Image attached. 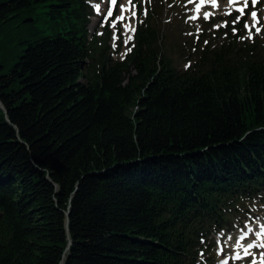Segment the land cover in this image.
Here are the masks:
<instances>
[{
    "label": "trees",
    "instance_id": "1",
    "mask_svg": "<svg viewBox=\"0 0 264 264\" xmlns=\"http://www.w3.org/2000/svg\"><path fill=\"white\" fill-rule=\"evenodd\" d=\"M92 16L0 0V264H197L264 199V47L178 71L143 23L118 61Z\"/></svg>",
    "mask_w": 264,
    "mask_h": 264
},
{
    "label": "rangeland",
    "instance_id": "2",
    "mask_svg": "<svg viewBox=\"0 0 264 264\" xmlns=\"http://www.w3.org/2000/svg\"><path fill=\"white\" fill-rule=\"evenodd\" d=\"M90 3L95 8V17L92 20L90 31L92 34L104 38L105 42L109 40V44L112 46V57L118 61L123 60L125 53L130 52L128 50L135 35V31L133 32L131 29L136 30L137 26L145 21L150 28L159 32L163 53L178 71L190 68L207 48H220L222 45L236 40L241 33L244 34L243 40L246 42H257L264 47V0H260L255 6H253L252 0H248V6L245 8V13L249 12L248 18L244 17L247 18L245 23L249 26L253 24L250 16L253 11L257 13L259 21L255 27L251 28V38H249V29L244 27V23L242 24L243 17L239 23H233V20L240 16L236 9L243 6V0L234 4H230L229 0H217V7H212L209 0H205L199 12L196 11V5L200 3V0H195L194 3H189V0H131L126 11L122 10V6L127 4V0H118L115 8H113L111 0H90ZM97 7L101 8L99 13ZM109 12L112 13L111 16L108 15ZM133 12H135V16L132 15ZM206 12L212 14L209 19H204ZM226 13L231 14L227 15ZM120 16H123L124 19H119ZM193 16H199V18L191 19ZM110 20L111 38H109V30H103ZM225 23H227V27L223 26ZM47 25L46 21L42 24L43 27ZM256 27L261 29L260 33L256 32ZM240 28H242L241 32H239ZM105 34H108V37ZM46 35L52 34L47 32ZM129 36L132 37L131 40H128ZM126 40H128L127 43H125ZM263 203L264 201L259 199L253 200L247 203V209L241 210L238 214H229L226 219L234 221L233 225H238L244 218L248 221L253 218L255 213L264 214ZM248 209V212H251L250 217L247 216L246 210ZM216 239L215 237V247L209 254V264L216 261Z\"/></svg>",
    "mask_w": 264,
    "mask_h": 264
},
{
    "label": "snow or ice",
    "instance_id": "3",
    "mask_svg": "<svg viewBox=\"0 0 264 264\" xmlns=\"http://www.w3.org/2000/svg\"><path fill=\"white\" fill-rule=\"evenodd\" d=\"M112 4L115 5L116 4V0H111ZM195 0H189V3H194ZM209 2L211 3L212 7H217V0H209ZM230 3H238L239 0H229ZM258 2V0H252V4L253 6H255V4ZM127 3L128 4H131V0H127ZM205 3V0H200V3L196 5V11L199 12L200 10V7L201 5H203ZM248 6V0H243V6L242 7H239L236 9L237 12L240 13V16L236 17L234 20H233V23L236 24V23H239L240 19L244 16L245 14V8ZM134 7V6H133ZM123 8V6H122ZM146 14V13H145ZM227 15H230L231 13H226ZM109 16L112 15L111 12L108 13ZM133 16H135V12L132 13ZM212 14L211 13H204V19H209V17L211 16ZM250 16H251V19L253 21V24L251 26H249L247 23L244 24V27L249 29V38H251V28L252 27H255L256 24L259 23L258 19H257V13L255 11L251 12L250 13ZM199 16H193L191 17V19H198ZM119 19L123 20L124 17L123 16H120ZM223 26L227 27V23H225ZM219 27V26H217ZM133 32L135 31V29H131ZM256 32L257 33H260L261 29L259 27H256L255 28ZM233 31H235V29H233ZM132 37L129 36L128 37V40H131ZM128 40L125 41V43L128 42ZM205 43H207V41H205ZM128 51H131V49H129ZM126 55V53H125ZM248 231H251L250 229ZM247 238V233H245L244 235H240L237 239H235L234 241V247L235 249H242L243 251V254L244 256L242 257L240 255V252L239 251H236L235 252V255L232 257L233 259H236V260H242L244 257H248V256H252V252L250 251L251 249L253 248H256V247H259L261 249H264V244H255L254 242L252 243H247L246 245L242 243V241H245ZM227 240L228 241H232L233 240V237L232 236H228L227 237ZM221 251H223V249H221ZM221 264H228V260H223L221 261ZM251 264H257V258L255 256H253L252 258V261H251ZM259 264H264V252H261L260 253V256H259Z\"/></svg>",
    "mask_w": 264,
    "mask_h": 264
},
{
    "label": "bare ground",
    "instance_id": "4",
    "mask_svg": "<svg viewBox=\"0 0 264 264\" xmlns=\"http://www.w3.org/2000/svg\"><path fill=\"white\" fill-rule=\"evenodd\" d=\"M230 3V2H229ZM230 4H232V3H230ZM127 9V5H125V7H123V10H126ZM97 11H98V13L101 11V8L100 7H98L97 8Z\"/></svg>",
    "mask_w": 264,
    "mask_h": 264
},
{
    "label": "water",
    "instance_id": "5",
    "mask_svg": "<svg viewBox=\"0 0 264 264\" xmlns=\"http://www.w3.org/2000/svg\"><path fill=\"white\" fill-rule=\"evenodd\" d=\"M0 106L6 112V110H5L4 106H3V104L1 103V101H0Z\"/></svg>",
    "mask_w": 264,
    "mask_h": 264
}]
</instances>
